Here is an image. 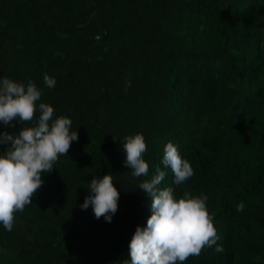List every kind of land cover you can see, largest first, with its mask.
Returning <instances> with one entry per match:
<instances>
[{
  "label": "trees",
  "instance_id": "trees-1",
  "mask_svg": "<svg viewBox=\"0 0 264 264\" xmlns=\"http://www.w3.org/2000/svg\"><path fill=\"white\" fill-rule=\"evenodd\" d=\"M0 264H264V0H0Z\"/></svg>",
  "mask_w": 264,
  "mask_h": 264
}]
</instances>
